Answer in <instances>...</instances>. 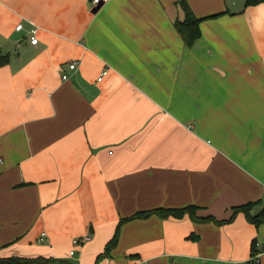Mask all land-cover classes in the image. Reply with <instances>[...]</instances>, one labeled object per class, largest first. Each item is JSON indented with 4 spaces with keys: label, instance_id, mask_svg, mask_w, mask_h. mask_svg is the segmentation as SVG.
Returning <instances> with one entry per match:
<instances>
[{
    "label": "crops",
    "instance_id": "obj_1",
    "mask_svg": "<svg viewBox=\"0 0 264 264\" xmlns=\"http://www.w3.org/2000/svg\"><path fill=\"white\" fill-rule=\"evenodd\" d=\"M182 1L201 19L191 48ZM90 2L0 0V258L264 264V220L244 213L127 220L264 211V4Z\"/></svg>",
    "mask_w": 264,
    "mask_h": 264
},
{
    "label": "trees",
    "instance_id": "obj_2",
    "mask_svg": "<svg viewBox=\"0 0 264 264\" xmlns=\"http://www.w3.org/2000/svg\"><path fill=\"white\" fill-rule=\"evenodd\" d=\"M260 4H264V0H246V3H245L246 7L257 6ZM180 6L184 11L185 17L183 21H177L175 23V27L178 33L183 38V40L185 41V44L191 48L200 37L199 24L201 22V19H198L194 15L193 11L191 10L187 2L185 1L180 2ZM9 61H10V55L0 52V67L7 65ZM253 206H254L253 203H248L243 206L235 208L234 216L229 221H217L213 217L199 218L196 214L197 208L195 206H188L182 209L158 208V209L151 210V211L138 212L127 220L145 219L152 215H157L160 218L173 217L176 219H181L185 216H189L190 219L194 222L213 221L221 225V224L232 221L236 214L244 213L247 220L250 223L255 224L258 227L264 220V211H262L257 216H252L251 210ZM127 220L126 219L121 220L119 227L117 228L115 232V235L107 243L105 247V253L103 254L104 256L111 255V251L117 245V242L120 236V226ZM256 247H257V244L255 241L252 245L253 255L255 254ZM0 264H74V263L67 259H60V258H46V257L24 258V257H18V256H11L8 258H0Z\"/></svg>",
    "mask_w": 264,
    "mask_h": 264
},
{
    "label": "built area",
    "instance_id": "obj_3",
    "mask_svg": "<svg viewBox=\"0 0 264 264\" xmlns=\"http://www.w3.org/2000/svg\"><path fill=\"white\" fill-rule=\"evenodd\" d=\"M110 1L111 0H91V2H90V4H91V10H93L95 7L100 6V5L103 7L104 5H106L107 3H109ZM15 29L17 31H21L23 29V26L20 24V25L16 26ZM38 32H39V28L37 26H35L33 23H31V28H30V30H29L28 33H29L30 43L32 45H37L38 42H39V40H38ZM77 65H78V62H74L73 64H71L69 66V68L71 70H75L76 67H77ZM106 75H107V70H104L103 73H102V75H101V77L98 80L101 81L102 78H103V76H106ZM63 79H65V80L68 79V76L67 75H64L63 76ZM43 237H44V235H43ZM43 240H44V238H41V241H43ZM82 242H83V240L75 239L73 241V244L75 246H79ZM70 255L73 256L74 255V251H71L70 252Z\"/></svg>",
    "mask_w": 264,
    "mask_h": 264
},
{
    "label": "water",
    "instance_id": "obj_4",
    "mask_svg": "<svg viewBox=\"0 0 264 264\" xmlns=\"http://www.w3.org/2000/svg\"><path fill=\"white\" fill-rule=\"evenodd\" d=\"M101 7H102L101 5L95 7V8L92 10V13H97V12L101 9Z\"/></svg>",
    "mask_w": 264,
    "mask_h": 264
}]
</instances>
